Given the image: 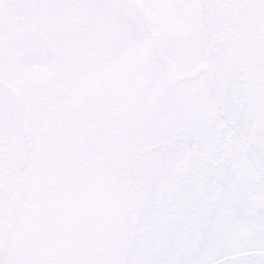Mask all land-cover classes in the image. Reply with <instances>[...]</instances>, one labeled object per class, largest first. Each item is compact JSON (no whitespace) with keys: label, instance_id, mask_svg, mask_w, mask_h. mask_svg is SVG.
Returning a JSON list of instances; mask_svg holds the SVG:
<instances>
[{"label":"rangeland","instance_id":"obj_1","mask_svg":"<svg viewBox=\"0 0 264 264\" xmlns=\"http://www.w3.org/2000/svg\"><path fill=\"white\" fill-rule=\"evenodd\" d=\"M0 78L26 101L32 140L0 264H119L136 229L147 233L138 264L156 233L161 244L149 258L158 264L171 261L163 255L211 264L256 247L230 194L216 192L221 203L190 215L136 205L126 158L183 132L214 159L218 146L232 153L235 141L211 115L213 100L158 99L149 52L115 0H0ZM177 257L170 264H186Z\"/></svg>","mask_w":264,"mask_h":264},{"label":"flooded vegetation","instance_id":"obj_2","mask_svg":"<svg viewBox=\"0 0 264 264\" xmlns=\"http://www.w3.org/2000/svg\"><path fill=\"white\" fill-rule=\"evenodd\" d=\"M137 1L155 37L153 43H147L140 36L150 55L158 99L171 97V100H177L183 95L184 100H213L209 102L212 107L211 115L214 117L215 114L223 121L227 136L233 137L235 141L230 146L232 153H227V149L222 146L216 148L215 155L220 156L219 159L212 158L207 151L212 162L226 161L232 164L235 170L234 186L229 187L218 181L203 207L193 212L152 211L159 215H190L203 210L212 201L213 204L216 201L221 203L223 196L215 197L216 192L230 194L240 204L243 215L254 229L259 242H254L256 247L226 255L247 251L264 253V202L260 198L264 197V170L257 162L254 151L242 138H249L253 150H257L258 157L264 164V0ZM165 2L166 6L162 8ZM159 8L160 11L157 10ZM198 8L202 13L200 18ZM192 73L194 74L191 75ZM170 114L176 115L177 111L172 110ZM181 136L188 135L183 132ZM10 178L11 176H7L8 180ZM12 194L5 204L11 229L4 238L0 257L13 228ZM142 201L149 207L142 197L138 198L136 205H140ZM135 231H142L144 234L131 264H138L136 258L147 239L146 231ZM128 237L122 248L121 260L128 245ZM154 237L152 244L144 252V264H158L157 255L149 258L154 251H158L161 244L160 234L156 233ZM173 246L174 243L170 242L169 247L173 249ZM189 248L187 246V250ZM186 255L189 257L192 254L187 251ZM206 256L207 253H203L202 259ZM176 257L163 255L164 261L171 260L164 264L177 263ZM179 259L183 263L192 264L187 258Z\"/></svg>","mask_w":264,"mask_h":264},{"label":"water","instance_id":"obj_3","mask_svg":"<svg viewBox=\"0 0 264 264\" xmlns=\"http://www.w3.org/2000/svg\"><path fill=\"white\" fill-rule=\"evenodd\" d=\"M116 3L130 12L144 41L153 43L155 37L148 28L139 3L136 0H116ZM198 14L199 18L202 17L199 8ZM242 137L254 151L257 162L264 170L259 153L253 150L248 137ZM31 147L27 106L15 89L0 79V180L3 175H13L12 182H0V248L11 227L5 213V203ZM231 167V164L224 166L211 163L202 143L198 139L186 137L145 148L122 163L129 189L146 197L152 207L173 212H186L202 207L218 179L226 182L232 177ZM142 237L139 233L130 236L122 264H131ZM212 264H264V254L247 252L225 257Z\"/></svg>","mask_w":264,"mask_h":264},{"label":"bare ground","instance_id":"obj_4","mask_svg":"<svg viewBox=\"0 0 264 264\" xmlns=\"http://www.w3.org/2000/svg\"><path fill=\"white\" fill-rule=\"evenodd\" d=\"M211 123H212V121H211ZM215 123H216V121H215Z\"/></svg>","mask_w":264,"mask_h":264}]
</instances>
